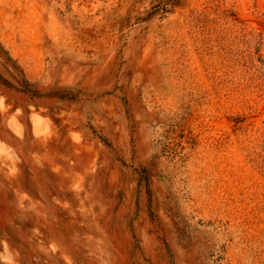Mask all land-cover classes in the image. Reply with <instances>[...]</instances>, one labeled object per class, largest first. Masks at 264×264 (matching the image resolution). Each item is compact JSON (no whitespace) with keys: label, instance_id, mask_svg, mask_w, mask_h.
I'll list each match as a JSON object with an SVG mask.
<instances>
[{"label":"rangeland","instance_id":"374dc122","mask_svg":"<svg viewBox=\"0 0 264 264\" xmlns=\"http://www.w3.org/2000/svg\"><path fill=\"white\" fill-rule=\"evenodd\" d=\"M0 264H264V0H0Z\"/></svg>","mask_w":264,"mask_h":264}]
</instances>
